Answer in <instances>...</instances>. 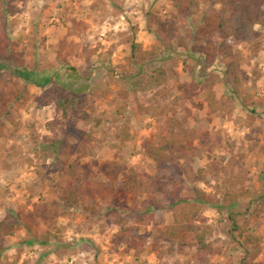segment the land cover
Listing matches in <instances>:
<instances>
[{
    "label": "rangeland",
    "instance_id": "374dc122",
    "mask_svg": "<svg viewBox=\"0 0 264 264\" xmlns=\"http://www.w3.org/2000/svg\"><path fill=\"white\" fill-rule=\"evenodd\" d=\"M220 7V0H0L9 34L0 59L58 78L39 88L0 70V221L22 226L5 239L0 264H185L188 256L169 253L161 233L172 223L168 209L149 213L134 236L117 238L118 217L147 207L145 197L122 189L130 172L141 181L176 172L182 199L197 187L214 205L226 191L240 195L241 211L253 202L245 239L228 236L227 213L212 204H194L200 213L192 223L213 242L210 264H264V28L247 45L228 41L225 54L212 14ZM206 48L213 61L204 60ZM158 66L166 84L132 93V77ZM227 66L236 67L238 95L230 85H203ZM57 87L78 95L70 122L55 119ZM209 95L220 109L209 106ZM182 130L197 133L193 152L157 173L144 144ZM62 143H83L86 153ZM71 162L92 191L78 206L60 191Z\"/></svg>",
    "mask_w": 264,
    "mask_h": 264
},
{
    "label": "trees",
    "instance_id": "16d2710c",
    "mask_svg": "<svg viewBox=\"0 0 264 264\" xmlns=\"http://www.w3.org/2000/svg\"><path fill=\"white\" fill-rule=\"evenodd\" d=\"M220 4V9L214 10L212 14L216 22L215 31L220 39L219 49L226 47L227 51L225 54H228L230 53V49L227 47L228 41L247 45L259 34L256 27L264 28V6L262 0H220ZM8 42V30L3 22L0 24V58H3L2 55L6 53ZM136 48L137 45L131 43L132 56H134ZM214 54V51H210L209 48L204 49V60L213 61ZM1 69L8 70L14 76L39 88L53 84L58 79L57 75L53 73L36 74L24 67H18L8 58L6 60L0 59ZM167 79L168 75L164 67L158 66L150 71H139L130 80L129 87L132 93L154 91L165 85ZM205 79L206 81L203 85L205 84L209 87H212L216 83L230 85L231 90L235 95H238L240 83L236 67L234 66H227L222 77L215 73H209ZM66 86L64 87L67 88ZM78 99V95L72 93L71 90L63 92L60 90V87H57L54 97L55 119H59L61 122L64 120L70 122L78 111ZM208 104L211 108H214V111L221 107L220 102H217L213 95H209ZM196 137L197 133L182 130L179 136H163L157 142H146L144 144V151L155 165L158 173L173 164L175 156L178 154H182L184 159L187 160L188 151L193 152L191 143ZM71 146V148L67 149L66 147H69L68 143L61 144L62 149L70 153L75 152L78 155L86 153L83 143ZM177 170L183 171V176L189 180L187 171L181 167H177ZM66 175L69 183L68 186L60 188L62 199L68 206H78L85 203L92 194V191L88 188V183L82 178V172L75 166L74 162L68 164ZM97 184L96 191L100 192L103 183L99 181ZM121 186L123 191L128 195L145 197L147 199V207L140 213L129 211L118 217L119 232L117 233V238L134 236V233L138 230L137 226H141L147 220L149 213L168 209L171 213L172 223L161 231L170 243L168 252L188 256L185 264H210V257L215 254L213 242L207 239L206 230H198L192 223L199 216V207L211 206L212 201L207 193L197 187H193L189 192L188 199L179 198L180 190L183 189L182 176L176 174V172H172L170 180L160 179L156 175L146 177L144 181L139 180L135 173L130 172L127 173ZM239 196L232 195L229 191H226L219 203L212 204L218 212L226 211L230 224L227 234L237 241L246 238L244 234L247 226L251 220H255V214L249 207L253 202L241 211L238 209ZM258 211L264 213V204L259 206ZM114 213L116 212L114 211ZM183 216L187 218L188 222L182 221ZM129 224H135V226ZM21 227L17 220L11 221L6 219L0 221V258L4 251L5 239L14 236L15 232ZM25 229L30 230L29 232H33L34 230L31 226ZM50 235L56 238L55 235ZM31 238L26 241L28 244L36 242ZM240 264H250V262L246 258H243Z\"/></svg>",
    "mask_w": 264,
    "mask_h": 264
}]
</instances>
